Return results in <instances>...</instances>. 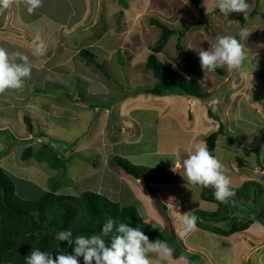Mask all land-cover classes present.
<instances>
[{
    "label": "rangeland",
    "instance_id": "1",
    "mask_svg": "<svg viewBox=\"0 0 264 264\" xmlns=\"http://www.w3.org/2000/svg\"><path fill=\"white\" fill-rule=\"evenodd\" d=\"M246 2L250 5L249 13L252 10H255L256 13L244 22H242L244 17L241 13L222 15L215 7L216 0H202L197 6L189 2L185 4V0H42V7L32 14H29L25 7L20 6L21 9H19L20 7L14 5L0 17V25L4 24L2 21L4 17L3 20L9 18L10 22L13 21L19 27H16L14 34L21 37L18 39L22 43H32L36 37L43 41L42 35L35 34L36 32L33 35L31 33L33 30L30 29L38 30L45 27L52 34L55 33V36L60 35L61 31V37L65 41L67 38L71 39L67 42L72 43L73 47L76 46L78 48L76 51L88 48L93 51L95 56H98L97 62L100 69L95 65H87L84 60L79 58L77 72V63H73V71L68 76L54 77L50 75V78L44 82L40 95L50 94L48 97L54 105L50 118L53 119L57 115L60 117V119L52 121L54 125L68 126L71 113L75 114L77 111L80 115H89L90 122L95 121L93 109L97 108L100 114L105 108H113L119 101L127 111V117L121 114L116 118L113 113L110 114V130L112 129L118 135L119 130L123 129L121 144H116L112 140V143L108 144L111 150L118 151L120 149L122 153L132 154L148 150L149 154L146 157L139 156L137 158L135 155L131 160L124 159L132 164L138 163L135 164L138 166L161 167L166 171H169L172 166L173 157L170 154H174L177 150L180 164L172 166L169 171L175 179L174 183L167 184L160 181L152 184L160 206L155 203L154 197L146 196L141 188L139 189V195L142 193V196L146 197L145 205L149 206L148 214L145 210L142 214L141 208L138 210L134 200L131 201L130 193L126 191V187L119 184L114 171L108 170L103 173L100 177V181L103 183L97 192L118 202L121 207L134 206L142 221L151 224L162 236L172 237L171 240L181 249L178 251V256H186L191 264H264L263 222L254 221L246 231L228 237H221L200 228H197L200 231L181 237L179 233L182 230V222L180 216L175 212L177 210L182 215L189 211L193 214L196 209L215 211L216 206L213 203L200 198L203 188L192 186L186 182L183 177V168L180 165L182 160L193 152L189 148L194 149L199 142L204 141L206 136L216 131L221 123L225 129L215 141L214 156H217L225 164V174L231 179V188L241 187L243 181H250L254 185L261 182L260 188L253 189L252 186L249 188L254 200L251 202L250 199L249 202L236 201L235 205L239 210L250 207L254 217L264 209L262 204L264 195H261V190L264 191V172L258 166L251 167V165L255 166V162L260 158H264V134L260 132L263 130L257 129L256 132H251L258 136L255 140L249 133L248 118L246 126L242 125V128L234 129L229 124L232 123L233 110L237 105L236 100L232 105L227 106L229 97L233 91L240 90L243 80L248 81V85H243L242 92H249L250 98L258 97L256 91H260V88L264 93V0H246ZM51 18L58 24L62 22L66 28L62 30L54 28L53 30V26L48 21ZM152 21H158L168 28L180 32V34L172 36L165 44L164 49L156 55L158 61L186 77L189 76L188 78L198 80L202 90L210 95L208 101L193 100L194 102H192V99L189 100L185 96L175 94L154 96L141 91L143 88L153 87L155 83L153 75L144 66L146 56L153 54L150 50L151 46L161 35L160 29L154 26ZM241 28H246L250 32L245 40L240 38ZM221 35L235 36L244 44L247 52L246 72H229L226 68H222L223 75L204 73L201 67L193 65L187 60L202 49L207 50ZM12 51L10 50V52ZM33 74H36L34 70L31 72L32 76H34ZM33 78L35 77H32V80ZM238 95L240 94L238 93ZM176 97L186 100V107H179L178 103L173 106L170 101ZM76 98L79 101V110L75 106ZM147 98L151 99L150 101H153L154 104L151 105L148 102L149 113L141 112L143 108H139V106H133L139 105ZM158 98L165 99L159 102L162 108L156 107L159 111L153 107L157 105ZM83 106L86 108L82 111ZM192 106L193 109L197 108L201 113L198 114L199 117L197 116L201 122L198 123L197 131L199 140L195 143H191V137L194 135L190 133V129L188 130V125L183 126L182 124V122L187 123L186 121L191 117L188 107ZM170 111H173L175 119L166 115V112ZM146 113L148 116L143 115ZM194 122L195 120L191 118V123L194 124ZM129 124H131L130 127ZM33 127L40 136L46 132L43 124H34ZM94 127V140H97L98 126ZM49 129L54 131L52 125H49ZM78 131V142L89 143L90 133L85 138L79 137L86 133V128H84V132L81 128ZM68 136L71 138H65ZM68 136L58 133L56 134L58 139L52 138L53 142H49L54 153L60 157L64 156V151L72 149L75 145L74 142L77 138L75 132ZM40 141L46 142V139ZM40 141H34L37 144L35 147L43 143ZM256 149L257 153H255ZM22 150L23 148L20 150L13 148L10 151L6 160V163L10 165H5L0 160L6 173H16L19 177L28 173L23 169L28 168L32 161L25 163L20 160ZM94 150L96 149L92 145L87 152L94 153ZM95 156L97 155H89L86 165L80 167L82 171L78 176L65 180L71 187L64 186L58 193L78 195L82 191L96 192L97 183H91L97 176L94 171L92 173L90 170L99 162ZM145 159L147 162L143 163ZM239 162H241V166L238 165ZM261 165H264V161ZM47 168L48 166H46ZM254 169L258 172L257 174L254 173ZM56 179L58 180V178ZM70 179H75L76 182L71 183ZM16 183L18 185V181ZM40 186L44 188V191H47L45 184ZM116 189H119L118 194L115 192ZM254 190L259 191L255 192ZM26 191L33 197L38 192V190ZM234 197L235 195L232 198ZM188 244H191L192 248ZM169 245L172 246L171 243ZM193 246H197V249H201V251H195L196 248Z\"/></svg>",
    "mask_w": 264,
    "mask_h": 264
},
{
    "label": "trees",
    "instance_id": "2",
    "mask_svg": "<svg viewBox=\"0 0 264 264\" xmlns=\"http://www.w3.org/2000/svg\"><path fill=\"white\" fill-rule=\"evenodd\" d=\"M201 1L188 0L194 6L199 5ZM255 13V10H252L247 19H243L242 22L248 20ZM152 23L160 29L161 35L151 46L150 50L153 54L146 56L144 66L153 75L155 83L151 88H140L141 91L154 96L175 94L192 100L208 101L210 95L202 90L198 80L188 78L166 67L156 57L164 49L168 40L172 36L180 34V32L168 28L158 21H152ZM198 53L187 60L193 65L201 67ZM78 56L87 65H95L100 69L97 62L98 56H95L88 49L80 50ZM214 74L223 75V69H216ZM215 119L217 120V118ZM24 122L27 131L32 132L30 119L24 117ZM224 129L225 127L221 123L216 131L210 133L204 139L213 155L215 141L218 135L223 134ZM230 141L234 142L232 139ZM50 153L49 165L51 167H55L56 164L63 166L62 157L54 153L53 149L47 145L42 146L36 152H33L30 147H25L20 154V159L21 161H27L30 158L40 160L43 156L48 158L47 154L50 156ZM239 165L241 166V162H239ZM109 166L119 167L125 174L135 178L142 192L154 197L155 203L159 206L160 201L155 197L152 184L160 181L173 184L175 180L168 171L161 167L136 166L118 156L109 160ZM16 181L0 167V264H25L26 257L32 250L37 249L49 252L53 258L61 252L73 254L74 243L69 245L67 241H58L55 238L56 234L70 229L74 237L77 235H100L102 225L108 219H114L117 222L127 223L131 227L140 228L151 241L158 239L167 241L168 244L171 243L172 246H169L174 249V258L179 257L178 251L180 248L171 240L172 237L162 236L151 224L142 221L134 206L121 207L118 202L98 192L82 191L78 195L60 194L58 193L60 184L53 178L48 180V191L42 193L38 191L34 197L30 194L24 196L21 193V188L16 185ZM251 186L253 189L261 187L259 184L254 185L251 182H246L239 188H231L235 197L230 198L227 204H221L215 199L213 188H203L200 193L201 199L213 203L216 209L212 212L194 210L193 215L199 218L197 228L207 230L221 237H228L246 231L254 221L264 223V209L258 216L254 217L250 207L239 210L238 206L235 205L236 201L249 202L250 199L251 202L254 200L253 194L249 192ZM261 195H264L263 190H261ZM262 204L264 206V202ZM105 239L107 240V238ZM80 264H83L82 258H80Z\"/></svg>",
    "mask_w": 264,
    "mask_h": 264
},
{
    "label": "crops",
    "instance_id": "3",
    "mask_svg": "<svg viewBox=\"0 0 264 264\" xmlns=\"http://www.w3.org/2000/svg\"><path fill=\"white\" fill-rule=\"evenodd\" d=\"M19 9H21V7ZM5 11L6 10L0 11V17L3 15V13H5ZM3 18H2V21L4 22V24L0 25V47L4 46L5 49L9 51V53H11L10 50H13L12 52L20 51L28 55L31 61L32 70H34L36 74H33L34 76L31 75V78L25 81V86L23 90H8L4 94L0 95V160L5 165H10L6 163V160L8 158L7 155L10 153V151L13 148L15 149L18 148V150H20L21 148L24 149L25 147H30L33 152H36L38 149H40L44 145H47L50 148L49 142H53L52 138H55L57 140L58 138H56V134L58 133L68 136V135H72V132H75V136L77 137L74 142L75 145L72 147V149L69 148L70 150L68 149L67 151H64L63 152L64 156L63 155L61 156L63 159V166L61 164H56L55 167H51L49 165L50 161L48 160L51 157V153H50V156L49 154H47L48 158L43 156L40 160L30 158L27 161H22L25 163L32 161V163L28 165V168L23 169V171L28 172V173H25V176L23 175V177H19V175L16 173H12V174L9 173L10 176H12L15 180L18 181V185L17 184L16 185L17 186L20 185L21 193L25 196L29 194V192H27L26 190H32V191L38 190L40 191L39 193L46 192L44 191V188L40 186L42 184L43 185L45 184L46 190L48 191V180L51 177L53 179L58 178L60 183L58 182L57 179L56 180L60 184L58 188L59 192H61L64 186L71 187L69 184L66 183L65 180L73 176L74 177L78 176L79 172L82 171L80 167H82L83 165H86L85 163L88 162L87 161L88 156L92 154H96L97 156L95 157L99 159V162L98 164L95 165L96 167L93 166L90 169L92 173L94 171L97 176V177H94L91 183V184L97 183L96 192L99 189H101V185L103 182L100 181L101 180L100 177L103 175V173L108 170L114 171V174L116 175L119 184L121 186L126 187V191L130 193L131 201L134 200L133 202L137 204L138 210L141 208L142 214L144 213V210L148 214L149 211L147 208L149 206L145 205L146 197L144 198V196H142L143 195L142 193L141 195H139L140 193L139 189L141 187L138 184V182L135 180V178L125 174L119 167L109 166V160L114 156H119V157L126 158L127 160L128 159L131 160L133 156L135 155L137 156V158H139V156L146 157L149 154V152H147L148 150L143 151V152H138L136 154L122 153L120 149H118V151H113L111 150V147L108 146L109 143H112V140H114L116 144H121L120 140H121V135H123V129L119 130L118 135H116L112 131V129L110 130L111 128L110 114L113 113L116 118L118 115L121 116V114L127 117V111L123 108L122 104L119 103L118 101L117 104L113 106V108L111 109L105 108L104 111H102L100 114L97 108L93 109L92 112L95 114V118H96L95 121L90 122L91 118L89 115H82V114L80 115L79 111H77L75 112V114L71 113V116L69 117L70 123L68 126L54 125V122L52 121H56L60 119V117L57 115L53 119L50 118L51 110L54 108L52 101L48 97V95L50 94L47 95V93H43V96L40 95L41 94L40 91H43L42 86L44 82H46V79L50 78V75L54 77H61V75L68 76L73 71L72 69V67H74L73 63L74 64L77 63V68H76V72H77L79 68L78 67L79 51L82 49H88V48H81L78 51H76V49L78 48L76 46L73 47V45H71L72 43L69 44L67 42V41H71V39L67 38L66 39L67 41H65V39L61 37V33H62L61 31L59 32L60 35L55 36V33L52 34V32L48 31L45 27H41L38 30L33 28V29H30V30H33L31 31V33L34 35V33L36 32L35 34L42 35V39H43L42 42L45 45V54L43 56L37 55L35 54V50L32 47V43H28V42L22 43L19 40L21 39V37L15 36L14 31L16 27L17 28L19 27L16 26L13 21L10 22L9 18L4 19V20ZM48 21L50 25L53 26L52 27L53 30L54 28H56V30L58 29L62 30L66 28L64 27V24L62 22H59L58 24L54 22L52 18L50 20L48 19ZM0 22H1V19H0ZM89 51L93 52L92 50H89ZM139 64L141 63L139 62ZM32 77H35V78H33L32 80ZM243 85L245 86L248 85V81L243 80V84L241 85L240 90L239 91L237 90L236 92L233 91V93L231 94V96L229 97L227 101V106L232 105L235 100L237 102V105L234 108L233 114H232V123L231 124L228 123V124L234 127V129L236 128L240 129L242 128V125L243 127L244 125L245 126L247 125L246 119L248 118L249 120L248 125L250 126L249 133L256 140L258 136L255 134H252L251 133L252 131L256 132V130L259 129V130H263L260 132L264 134V95H263L264 93L261 91V88H260V91H256L258 94V97H256L255 99H252L250 98L249 92H242L244 90ZM260 85H262V83H260ZM238 93L240 95L237 96ZM150 100L151 99L147 98L144 101H141L139 105H133V106L134 107L139 106V108H143L141 112L149 113L150 105L148 104V102L151 105L153 104L152 103L153 101H150ZM163 100L165 99L158 98L157 105L153 106L157 111L159 110L156 107L162 108V106L159 105V102H162ZM191 101L194 102L193 100ZM241 101L243 102L241 103ZM170 103L173 106L176 103H178L179 107H183V108L186 107L185 106L186 100H183L182 97H176L173 100H171ZM144 104H145V107H143ZM75 106H77L78 110L80 109L79 101L77 100V98L75 99ZM85 108L86 107L83 106L82 111ZM232 109H233V106H232ZM188 110L190 111L189 113L191 117L190 118L188 117L189 120L186 121L187 123L182 122V124L183 126L188 125L187 127L188 130L190 129L189 130L190 133L194 135L193 137H191V143L192 142L195 143L199 140L197 131H198V125L200 124L201 119L198 120L197 118L199 117L201 113H200V110H197V108L193 109V106L191 108L188 107ZM162 112H159V114H162ZM148 113L143 114V115L148 116ZM166 115H168V117H172L173 119H175V115L173 114V111H170L169 113L166 112ZM24 117H28L30 119V122L32 125V132L30 133L26 129ZM191 118L195 120L194 124H192L193 122L191 123ZM80 119H81V122H80ZM34 124H43L45 126L46 132L43 136H40L39 132L35 131L33 127ZM49 125L53 126L54 131L49 129ZM94 126H98L97 127L98 129L96 131L97 132L96 135L98 137L97 140H94L95 138V134L93 133L95 132ZM126 126H127V123H126ZM128 126L130 127L131 124H129ZM80 128L83 130V132H84V128H86V133L82 136L80 135L79 136L80 138H85L90 133L91 139L89 143L83 144L82 142H78V134H79L78 129ZM250 134H246V135H250ZM65 138L69 139L71 138V136H68ZM41 139H46V142L40 141ZM34 141H37V142L40 141L41 143L42 142L43 143L38 144V146L35 147V145L37 144H35ZM92 145H94V148L97 151L94 150V153L87 152L88 149L91 148ZM189 150L193 151L194 149L190 147ZM124 151H127V150H124ZM256 151L257 149L255 150V153H257ZM170 155L173 157V159L171 160L172 161L171 165L172 166L176 164L179 165L180 163H179V158H178L179 156H178L177 150L175 151L174 154H170ZM82 160H84L85 162ZM263 161H264V158H260L259 161L255 162V166L251 165V167L255 168L256 166H258L260 170L264 172V165H261ZM144 162H147L146 159L143 161V163ZM135 164H138V163H133V165ZM152 164H157V163H152ZM46 166H48L47 169H46ZM172 166L170 167L169 171H171ZM0 167L4 170V166L1 163H0ZM144 167H147V166H144ZM254 173L257 174L258 172H256L254 169ZM46 175H48V177H46ZM87 175H90V174H87ZM70 181L71 183L76 182L75 179H70ZM246 182H250V181H243L241 182V184L242 183L244 184ZM259 184H261V182ZM115 192L116 194H118L119 189H116ZM63 194H66V193H63ZM66 195H72V194H66ZM141 199L142 201H140ZM137 200L139 203L137 202ZM155 230L157 231V229ZM197 231H200V230H197ZM188 245H190L189 247L192 248L191 244H188ZM193 247L196 248L194 249L195 251L196 250L201 251V249H197L198 248L197 246H193ZM169 264H180V262H179V259L172 258Z\"/></svg>",
    "mask_w": 264,
    "mask_h": 264
},
{
    "label": "clouds",
    "instance_id": "4",
    "mask_svg": "<svg viewBox=\"0 0 264 264\" xmlns=\"http://www.w3.org/2000/svg\"><path fill=\"white\" fill-rule=\"evenodd\" d=\"M188 0H186L187 4ZM23 6L29 14L42 7V0H0V11L13 6ZM215 7L228 16L231 13H241L247 19L250 5L246 0H216ZM250 32L241 28L240 38L245 40ZM35 54L43 56L45 45L36 37L32 41ZM200 66L205 73H214L218 68H226L229 72H246L245 61L247 52L245 46L235 36L221 35L207 50L198 53ZM32 65L29 56L15 51L9 53L0 47V95L8 90H23L25 81L31 78ZM252 74V73H251ZM252 79V75H251ZM183 177L192 186L213 188L214 197L221 204H227L234 196L231 190V179L225 174V164L214 156L206 142H199L193 152L182 160ZM182 222L181 237L197 231L198 217L185 212L179 214ZM56 240L74 243L73 254L61 252L55 258L46 251L32 250L25 259V264H169L173 258L174 249L167 241L156 239L150 241L140 228L131 227L127 223L108 219L101 228V234L91 236L77 235L63 230L56 234ZM107 238V240L105 239ZM180 264H191L186 256L179 257Z\"/></svg>",
    "mask_w": 264,
    "mask_h": 264
},
{
    "label": "bare ground",
    "instance_id": "5",
    "mask_svg": "<svg viewBox=\"0 0 264 264\" xmlns=\"http://www.w3.org/2000/svg\"><path fill=\"white\" fill-rule=\"evenodd\" d=\"M115 157V156H114ZM119 157V156H118ZM124 159V158H123ZM130 163V162H129ZM152 168V167H151ZM136 180V179H135ZM137 181V180H136ZM138 182V181H137ZM139 184V183H138ZM142 191V190H141ZM149 196V195H148Z\"/></svg>",
    "mask_w": 264,
    "mask_h": 264
}]
</instances>
